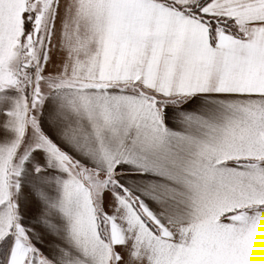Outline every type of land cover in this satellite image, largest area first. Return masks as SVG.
<instances>
[{
  "label": "crops",
  "instance_id": "obj_1",
  "mask_svg": "<svg viewBox=\"0 0 264 264\" xmlns=\"http://www.w3.org/2000/svg\"><path fill=\"white\" fill-rule=\"evenodd\" d=\"M198 1L0 0L4 264H264V0Z\"/></svg>",
  "mask_w": 264,
  "mask_h": 264
},
{
  "label": "trees",
  "instance_id": "obj_2",
  "mask_svg": "<svg viewBox=\"0 0 264 264\" xmlns=\"http://www.w3.org/2000/svg\"><path fill=\"white\" fill-rule=\"evenodd\" d=\"M210 0H199L197 2V4L195 5L196 7V11L200 10L201 7L206 4L207 2H209ZM204 19H207L210 28H211V33H214V31L216 30L217 26L219 23H225L226 20L224 18H209V17H204ZM10 239L11 236L10 234L4 235L0 238V264H4L5 262V256L7 254L8 248H9V244H10Z\"/></svg>",
  "mask_w": 264,
  "mask_h": 264
},
{
  "label": "rangeland",
  "instance_id": "obj_3",
  "mask_svg": "<svg viewBox=\"0 0 264 264\" xmlns=\"http://www.w3.org/2000/svg\"><path fill=\"white\" fill-rule=\"evenodd\" d=\"M17 200H18V197L16 196V194H13V202H14L15 205H17ZM18 234H19V237L22 236V232H18Z\"/></svg>",
  "mask_w": 264,
  "mask_h": 264
}]
</instances>
